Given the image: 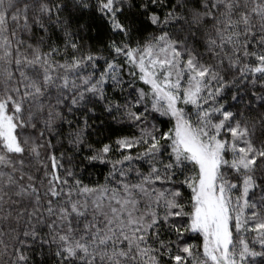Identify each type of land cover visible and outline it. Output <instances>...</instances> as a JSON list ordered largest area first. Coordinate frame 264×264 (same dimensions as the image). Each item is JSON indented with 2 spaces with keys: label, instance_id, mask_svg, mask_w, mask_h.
<instances>
[{
  "label": "snow or ice",
  "instance_id": "obj_1",
  "mask_svg": "<svg viewBox=\"0 0 264 264\" xmlns=\"http://www.w3.org/2000/svg\"><path fill=\"white\" fill-rule=\"evenodd\" d=\"M0 264H264V0H0Z\"/></svg>",
  "mask_w": 264,
  "mask_h": 264
},
{
  "label": "trees",
  "instance_id": "obj_2",
  "mask_svg": "<svg viewBox=\"0 0 264 264\" xmlns=\"http://www.w3.org/2000/svg\"><path fill=\"white\" fill-rule=\"evenodd\" d=\"M101 179H102V177H101Z\"/></svg>",
  "mask_w": 264,
  "mask_h": 264
}]
</instances>
